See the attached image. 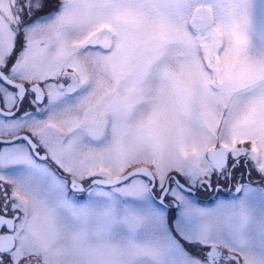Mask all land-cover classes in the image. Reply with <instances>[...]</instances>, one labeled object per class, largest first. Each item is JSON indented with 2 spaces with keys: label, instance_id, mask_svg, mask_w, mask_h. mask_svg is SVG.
Returning <instances> with one entry per match:
<instances>
[{
  "label": "snow or ice",
  "instance_id": "snow-or-ice-1",
  "mask_svg": "<svg viewBox=\"0 0 264 264\" xmlns=\"http://www.w3.org/2000/svg\"><path fill=\"white\" fill-rule=\"evenodd\" d=\"M0 264H264V0H0Z\"/></svg>",
  "mask_w": 264,
  "mask_h": 264
},
{
  "label": "flooded vegetation",
  "instance_id": "flooded-vegetation-1",
  "mask_svg": "<svg viewBox=\"0 0 264 264\" xmlns=\"http://www.w3.org/2000/svg\"><path fill=\"white\" fill-rule=\"evenodd\" d=\"M23 108L32 110V106L27 104V102L24 104ZM237 175L239 177L240 174L237 173ZM255 175L256 174L253 173V177H255ZM243 178L248 179V177H243ZM195 195L199 199L201 205H207V204H214L215 201L221 197L224 199L233 198L237 195V193H235L232 185H228V186L222 185L219 191H214V192L200 191L195 193Z\"/></svg>",
  "mask_w": 264,
  "mask_h": 264
},
{
  "label": "rangeland",
  "instance_id": "rangeland-1",
  "mask_svg": "<svg viewBox=\"0 0 264 264\" xmlns=\"http://www.w3.org/2000/svg\"><path fill=\"white\" fill-rule=\"evenodd\" d=\"M55 3V0H53V4ZM220 200H228V199H224V198H219ZM230 199V198H229ZM214 204H207V205H202V206H208V207H211L213 206Z\"/></svg>",
  "mask_w": 264,
  "mask_h": 264
}]
</instances>
